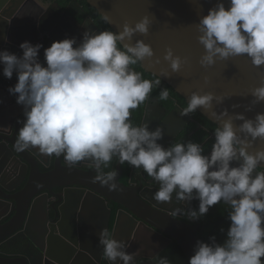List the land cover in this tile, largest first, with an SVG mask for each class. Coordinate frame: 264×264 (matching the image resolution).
I'll list each match as a JSON object with an SVG mask.
<instances>
[{
    "label": "clouds",
    "instance_id": "1",
    "mask_svg": "<svg viewBox=\"0 0 264 264\" xmlns=\"http://www.w3.org/2000/svg\"><path fill=\"white\" fill-rule=\"evenodd\" d=\"M103 19L111 23L108 14ZM150 23L144 16L135 26L125 23L119 32L85 31L76 47L75 38L55 41L45 49L47 66L38 59L43 46L39 43L22 42V56L0 51L4 76L11 79L14 72L18 74L9 92L18 94L17 103L24 106L26 117L15 150L35 148L44 156H63L69 169L87 161L96 172L93 183L123 191L116 179L117 168H111L116 158L120 165L141 169L158 183L153 199L160 204L174 198L179 202L198 199V210L184 208L189 219H199L223 202L230 206L226 239L218 243L213 236L210 242L198 241L188 264H264V171H257L264 162V147L249 150L257 139L264 140V112L249 119L244 113L229 116L227 109L213 111V116L228 118L215 128V142L207 155L193 141L164 147L158 142L164 136L160 126L133 125L132 110L150 98L161 80L144 79L130 68L153 57V47L143 39L134 44L123 42L131 41L137 32L147 34ZM198 28L205 49L202 65L247 55L254 66H264V0H230L228 7L218 0L201 17ZM164 59L173 72H179L186 62L171 48ZM251 95L253 103L264 102V83L253 88ZM168 98L165 88L157 99ZM214 100L222 103L224 97L193 92L179 114L187 116L201 107L212 109ZM234 119L243 123L237 128ZM177 214H182V208L174 209L172 216ZM99 243L111 264H133L138 254L128 252L130 245L116 239L107 227L100 231ZM158 264L170 261L164 257Z\"/></svg>",
    "mask_w": 264,
    "mask_h": 264
},
{
    "label": "flooded vegetation",
    "instance_id": "2",
    "mask_svg": "<svg viewBox=\"0 0 264 264\" xmlns=\"http://www.w3.org/2000/svg\"><path fill=\"white\" fill-rule=\"evenodd\" d=\"M16 2L5 0L4 4L8 3L10 7H13L11 5ZM19 6L14 19L17 26H38L40 29V26L46 23L45 21H60L62 15L66 17V12H71L82 24L78 26L71 23L72 26H76L73 28L75 36L71 37L76 39V43L83 39L85 31L92 34L96 33L95 27L98 24L94 21L95 26L93 22L89 21L92 15L79 0H20ZM67 20L69 19L65 21ZM63 39H65L64 36L60 40ZM24 41L26 40L21 39L19 43L21 44ZM49 41L48 35L45 34L43 41L40 43L43 45L40 50L46 49ZM4 50L10 53L15 52L9 46L0 48V51ZM38 59L44 66H47L43 54L39 53ZM154 76H149L150 80L159 78L156 75ZM11 79L18 82V74L13 73ZM159 79L161 83L153 88L150 98L144 102V112L140 126H142L149 104L151 107L149 115L150 129L160 126L164 130L163 139L158 141L159 143L164 141L167 131L165 122L169 120L170 116L174 120L184 119L186 123L180 132L164 147L176 143L178 137L191 124H197L196 128L189 130L187 137L181 142H195L198 129L203 127V124L192 113L187 116H180L179 112L187 106L188 101L169 83L161 78ZM10 83L12 84L11 81ZM5 86L2 85L6 88ZM165 88L169 91V98L158 100L160 91ZM136 109L132 110V123ZM12 112L10 107H0V264H111L103 257V245L99 243V233L107 227L116 236V218L119 213L124 212L130 214L131 219L127 222L122 241L130 245L127 249L128 252H138L134 257L133 264H158L159 260L164 257L168 258L170 264H188L190 258L178 240L169 233L157 229L148 221L145 222L130 213L122 203L107 200L109 217L105 222L104 216L98 209V204L90 203L91 199L89 197L91 195L85 190V187L81 184L67 183L70 178L66 181H64V177H58L53 182H38L34 189L27 192L34 178L40 179L41 176L48 173L61 172L68 165L63 156L59 158L54 155L51 157L44 156L35 148L16 151L14 147L10 146L11 143L15 144L18 131L26 120L23 105L16 104L13 113H19L20 115L14 123L10 119ZM12 125H14V128H12ZM133 125L135 124L133 123ZM205 129L206 136L199 143L207 155L211 153L215 136L214 130L208 127H205ZM27 161L30 164H27ZM126 165L127 163L120 165L116 158L112 161L111 168H117L119 173L117 178L120 182L140 194L154 209L168 216H172L176 207L182 208V214H177L174 217L194 226L202 241L210 242V238L213 237L212 229L214 225L226 221V229L221 230V233H224L225 236H215L218 243L224 242L231 224L228 218L229 205L223 202L218 203L210 207L208 213L199 219H189L184 208L198 210L200 203L198 199H193L190 202H179L174 198L171 203L160 204L153 199L154 192L159 187L158 183L154 182L142 170L135 172L133 176V168L131 167L127 171ZM74 168L96 174L95 170L88 166L87 161L78 163ZM257 171H264V167L261 166ZM80 192L83 196L80 195ZM33 193L35 194L32 196ZM222 208H224L223 213ZM217 210H220V215L215 214ZM145 224L157 230L158 236L145 240V244L141 245L142 243L137 237V230H143ZM17 227L20 229L16 233H11ZM161 243L163 244L160 248L158 246ZM261 259L264 260V257ZM119 264H122V261Z\"/></svg>",
    "mask_w": 264,
    "mask_h": 264
},
{
    "label": "water",
    "instance_id": "3",
    "mask_svg": "<svg viewBox=\"0 0 264 264\" xmlns=\"http://www.w3.org/2000/svg\"><path fill=\"white\" fill-rule=\"evenodd\" d=\"M13 1L17 2L11 5L13 7H10L8 3L4 4L5 0H0V48L9 46L15 51L12 53L18 56L23 55V50L20 48L19 43L21 39L30 41L35 45L37 43L40 44L46 34L50 39L49 44L46 46L47 49L53 42L59 41L63 36L65 38L75 36L73 28L76 26H72L71 23H75L78 26L82 25L74 14L66 12V17L62 15L60 21H45L46 23L40 26V29L38 26H17L14 19L16 16L15 13L20 7V0ZM87 1L97 8L102 16L105 13L110 16L111 23L109 24L113 31L116 32L122 31L125 23L135 26L137 21L141 20L144 16H148L151 20L149 32L147 34L137 32L131 41L125 40L123 43L134 44L136 40L143 39L146 43L150 44L154 49V56L145 58L141 62L142 67L169 83L187 101L193 92H199L200 94L211 92L215 96H223L224 100L222 103H218L216 100L213 101L212 109H205L203 107L197 109L209 120L217 124V126L222 125L223 120L228 117L218 118L212 115L213 111L222 113L227 109L229 116L234 117L236 113H244L246 118L249 119H254L258 112H264V102L253 103L254 97L251 95L253 88L264 83V66H254L247 55L229 57L223 60L217 59L216 63L210 66H205L200 63L205 49L198 39L201 34L198 23L201 17L207 15L218 0ZM224 3L228 7L230 0H224ZM64 18L69 20L65 21L66 19ZM89 21L94 23L93 17ZM95 31L100 32L101 29L96 26ZM82 40H79L73 46H78ZM169 48L174 51L175 55L186 58V62L182 65L179 72H173L170 62L164 59L165 53ZM39 53L44 55L45 49L40 50ZM157 58H159V63L155 62ZM3 68V63H0V107H10L11 112H14L18 94L10 93L9 87L15 86L17 82H14L13 79L6 78L3 74ZM130 68L134 70L131 66ZM165 72L169 73V75H165ZM2 85L7 86L4 88ZM13 112L10 119L14 123L20 114H14ZM150 113L151 107L148 104L142 125L146 122L149 124ZM233 122L237 128L243 123V121L235 119ZM171 123L175 125L169 126L168 124ZM185 123L186 120L184 119L174 120L170 116L169 120L165 122L167 131L164 141L161 144L165 146L169 143L180 132ZM12 128H14V125H12ZM10 146L15 148L14 143H11ZM261 147H264V140L257 139L249 150L255 151ZM27 164H30V162L27 161ZM261 166L264 167V162H262ZM65 168L61 172H51L41 176L40 179L34 178L27 192L34 189L38 182H53L58 177H64V181L70 178L67 183L81 184L85 187V190L91 195L89 197L91 199L90 203L98 204V209L104 216L105 222H107L109 217L107 200L117 201L122 203L130 213L145 222L148 221L157 229L169 233L178 240L189 258L194 255L197 242L202 241L194 226L154 209L140 194L128 188L118 178H116L117 182L123 191H109L106 186L102 187L99 182H92V178L96 175L95 173L79 168ZM140 170L133 168V176L135 172ZM80 195L83 196L81 192ZM13 199L16 200L14 197ZM130 219V214L125 212L118 214L116 218V239L122 240L128 224L127 222ZM19 229L17 227L11 233H16ZM137 231V237H139L142 243L141 245L145 244V240L158 236V231L150 228L146 224L143 230L140 231L138 229ZM65 236L67 235L65 234ZM162 244L158 247L161 248Z\"/></svg>",
    "mask_w": 264,
    "mask_h": 264
},
{
    "label": "trees",
    "instance_id": "4",
    "mask_svg": "<svg viewBox=\"0 0 264 264\" xmlns=\"http://www.w3.org/2000/svg\"><path fill=\"white\" fill-rule=\"evenodd\" d=\"M80 2H82L88 12L92 15L94 21L98 24V26L101 28L102 31L104 30H111L113 31V29L111 28L109 23H106L103 19V16L99 13V11L97 10V8H95L92 4H90L87 0H79ZM121 47H123L122 45H120ZM131 67L134 69V71L140 72L142 73V77L144 79H150L149 76L151 77H155L153 73L145 70L142 65L141 62H138L135 65H131ZM160 78V77H159ZM185 101V100H184ZM143 112H144V103L141 104L135 112V117L133 119V123L135 125L140 126L141 125V120H142V116H143ZM202 124L203 127H200L198 129V136H196L195 138V142L199 143L200 141H202L205 136H206V129L205 127H208L211 130L215 131V128L218 127L217 124H215L214 122H212L211 120H209L204 114H202L199 110H196L195 112L192 113ZM197 124H191L184 132L183 134H181L178 139L176 140V143L181 142L185 137H187V132L191 129L196 128ZM215 141V140H214ZM213 141V142H214ZM212 144V143H211ZM131 168V166L129 164L126 165V170L129 171ZM224 211V208H222V213ZM217 215H220V210H217V213H215ZM225 227H227V222L224 221L223 222H218L217 224L214 225L213 229H212V235L218 237V235L220 236H225L224 233H221V230H223ZM226 229V228H225Z\"/></svg>",
    "mask_w": 264,
    "mask_h": 264
}]
</instances>
